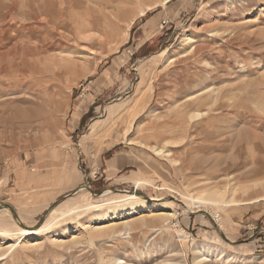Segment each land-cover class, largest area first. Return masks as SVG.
<instances>
[{"label":"rangeland","instance_id":"1","mask_svg":"<svg viewBox=\"0 0 264 264\" xmlns=\"http://www.w3.org/2000/svg\"><path fill=\"white\" fill-rule=\"evenodd\" d=\"M54 1L0 0V72L27 39L60 55L42 85L0 77V264H264V0ZM121 192L142 212L105 219Z\"/></svg>","mask_w":264,"mask_h":264},{"label":"bare ground","instance_id":"2","mask_svg":"<svg viewBox=\"0 0 264 264\" xmlns=\"http://www.w3.org/2000/svg\"><path fill=\"white\" fill-rule=\"evenodd\" d=\"M45 4L46 3L39 6L42 8L43 11H45L46 8L48 7V5L47 4L45 5ZM58 6H60V5H58ZM62 7L60 8V16L62 13H64L66 11V10H64V12H63ZM143 13L144 12L142 11L141 14H143ZM64 14H67V13H64ZM52 17H53V14H52ZM55 17H57V16H55ZM56 20H58V18ZM58 25H59V23H58ZM38 37H41V36L38 35ZM52 39H53V37H52ZM27 40L22 41L20 43V46L19 45H15L14 47L11 46L12 48L10 50V54L12 56V60L14 63L12 66L8 65L7 67H5L0 72V77L1 76L4 78L6 77L5 80H7L9 82L10 89H17L20 86H23V87L25 86V87H27L26 89H28V88H31V85L35 82H38L39 85H42L43 83L49 82L50 80H52L51 75H54L55 78L60 77V55H49V56L46 55V53L49 50L58 48L59 43L54 44V43H52V41H48L47 39H45V37H43L42 39L39 38V39L35 40V42L32 41L34 44L29 43ZM8 53H9V51H8ZM16 59L18 61H15ZM10 62H12V61H10ZM228 166H231V165H228ZM232 166H231V168H232ZM228 170L225 169L226 173L228 172ZM262 182L263 181H261V184H263ZM254 183L255 184L257 183V186L260 184V182H254ZM260 186H264V184L259 185V187ZM253 187H255V186H253ZM80 188H81V198H83V199L79 200V203L80 202L82 203L81 205H79V208L83 207V205H84L83 202L85 200H88L89 195H90L89 191L85 192L84 191L85 189L83 187H80ZM248 188H245L244 190L247 191ZM237 189H239V188H238V186H236V184L230 186V188L228 189V191L231 193V195L229 193V195L231 196L230 201H223L224 192L220 188H213V189L207 191L206 194H204V195H202V197H200V199H201L202 203H208L211 205L214 204L218 208H220V207H223L225 205L231 204L232 202L233 203L235 202L234 196L239 195V194L237 195V192H238ZM240 190H242V189H240ZM252 190H253V188H252ZM261 190H262V188H261ZM241 192H243V191H241ZM112 193L113 192L110 190H105L103 194H105V195L111 194L112 195ZM117 194H118L117 197H113V198H111L112 200H110L107 203H104L106 209L110 212V214L107 213V215H105V219H109V218H110V220L124 219L126 217H129V216H132L135 214H139L142 212V209H143L144 204H145L144 198L137 195L135 192H129V193H125V192L122 193L121 192V193H117ZM113 203H115V205H112ZM158 206H159L158 210L160 211V214H166V215L171 216V217L175 216V211L166 203H164L162 201H158ZM1 209H6V208H0V210ZM190 209H192V207H190ZM54 211H56V209H53L50 213L52 214ZM190 212H193V211H190ZM23 227H26V226L23 225ZM43 227H44V225L42 224L41 227L38 228L37 230H27L24 228H22V230L25 231V233H28V232L29 233L30 232L36 233L38 230L42 229ZM112 229H113L112 226L103 225V226H100L99 229H94L92 231H93V233H97V232L99 233L102 231H112ZM32 242H33V244H36L37 241L33 240ZM197 253L199 255L195 258V263L196 264H207V262L209 261V253H210V252H208V249L205 250L204 247H199L197 250ZM210 255H211V253H210ZM120 263L125 264V261H121Z\"/></svg>","mask_w":264,"mask_h":264},{"label":"crops","instance_id":"3","mask_svg":"<svg viewBox=\"0 0 264 264\" xmlns=\"http://www.w3.org/2000/svg\"><path fill=\"white\" fill-rule=\"evenodd\" d=\"M117 159H115V157H109L108 159H104L101 163V166L103 167L102 171L104 172V178H111L114 177L116 175L115 171H119V167L117 164ZM111 172V173H109ZM115 172V173H113ZM103 176V175H102ZM264 233V227H262L261 229L258 230V232H256L254 235H252V237H255L257 234H262Z\"/></svg>","mask_w":264,"mask_h":264},{"label":"water","instance_id":"4","mask_svg":"<svg viewBox=\"0 0 264 264\" xmlns=\"http://www.w3.org/2000/svg\"><path fill=\"white\" fill-rule=\"evenodd\" d=\"M4 207H7V208H9L11 211H13V212H14V209H13V207H12V206H10V205H6V206H1L0 208H4Z\"/></svg>","mask_w":264,"mask_h":264}]
</instances>
